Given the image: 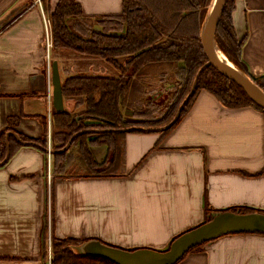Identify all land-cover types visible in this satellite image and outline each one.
I'll list each match as a JSON object with an SVG mask.
<instances>
[{
	"label": "crops",
	"instance_id": "1",
	"mask_svg": "<svg viewBox=\"0 0 264 264\" xmlns=\"http://www.w3.org/2000/svg\"><path fill=\"white\" fill-rule=\"evenodd\" d=\"M58 1L0 0V24L7 22L0 26V135L11 117L19 122L7 136L41 137L45 118L50 133L54 60L47 44L52 38L49 17ZM77 1L90 16L110 17L123 10V0ZM231 2L242 57L260 76L264 0ZM58 64L62 82L64 69ZM47 155L25 145L1 163L0 257L17 260L0 264L40 262L50 207L49 233L56 238L155 250L201 224L207 205L216 212L240 206L264 212V174L259 175L264 170V114L251 107L227 108L207 91L165 136L128 133L115 175L55 176ZM178 264H264V234L221 236Z\"/></svg>",
	"mask_w": 264,
	"mask_h": 264
},
{
	"label": "trees",
	"instance_id": "2",
	"mask_svg": "<svg viewBox=\"0 0 264 264\" xmlns=\"http://www.w3.org/2000/svg\"><path fill=\"white\" fill-rule=\"evenodd\" d=\"M212 3L213 0H123L119 15L96 17L84 14L77 0L57 2L49 17L53 43L51 54H54L53 60L70 67L68 70L72 73L63 79L62 93L64 101L74 103L76 112L65 108L62 112L54 109L52 113L55 176H61L59 171L67 168L86 172L67 176L73 178H98L119 173L124 161L125 136L142 132L165 136L182 121L201 91L213 94L227 108L251 107L264 114V107L241 86L209 66L198 78L195 92L185 103L178 121L167 130H157L173 121L191 92L198 72L207 62L202 31ZM231 10L232 2L227 0L215 34L216 46L264 91V74L254 76L242 57L243 43L236 35ZM104 18L115 20V27L108 28ZM70 65L74 68L71 69ZM159 84L163 89L154 98L152 91ZM18 122L17 117L9 118L0 135V167L7 147L9 159L25 145L47 153V119H44L45 131L38 138L7 136ZM72 138L70 147L64 151ZM92 147L107 148L111 155L107 165V156L98 162L95 158L97 148L93 150ZM224 211L254 212L246 207L220 212ZM213 212L216 211L206 209L204 221H209ZM46 231L47 225H44L43 238ZM52 238V264H115L104 258L77 254L73 247L88 240ZM44 248L43 241L41 260L47 256ZM15 260L17 258L0 257V261Z\"/></svg>",
	"mask_w": 264,
	"mask_h": 264
},
{
	"label": "water",
	"instance_id": "3",
	"mask_svg": "<svg viewBox=\"0 0 264 264\" xmlns=\"http://www.w3.org/2000/svg\"><path fill=\"white\" fill-rule=\"evenodd\" d=\"M227 0H213L212 7L202 31V43L207 57L206 64L198 72L191 92L182 103L173 121L157 130L163 131L171 128L180 118L182 109L190 96L195 92L196 84L201 73L209 66H213L222 75L241 86L248 95L260 106L264 107V91L258 87L248 76L238 68H230L216 55L215 34L217 26ZM3 21L1 25H6ZM52 103L55 111L65 110V102L62 93V82L58 61L52 63ZM76 136V135H75ZM74 136V137H75ZM73 137V138H74ZM73 138L63 150H67ZM10 157L9 147L2 164ZM209 221H203L196 227L179 235L171 244L160 250L153 249H123L105 244L98 240H88L73 247L75 252L82 256H94L107 259L115 264H177L191 249L199 245L209 243L215 239L234 233H261L264 234V212L254 211L240 213L239 211L213 212Z\"/></svg>",
	"mask_w": 264,
	"mask_h": 264
},
{
	"label": "rangeland",
	"instance_id": "4",
	"mask_svg": "<svg viewBox=\"0 0 264 264\" xmlns=\"http://www.w3.org/2000/svg\"><path fill=\"white\" fill-rule=\"evenodd\" d=\"M96 17H102V16H96ZM103 21H105L106 22V26L108 27V28H113V27H115L114 25H115V20H112V19H106V18H104V20ZM96 28H100V27H96ZM51 40H52V38H51ZM52 48H53V43H52ZM223 53V52H222ZM224 54V53H223ZM53 56H54V54H51V58H53ZM227 58V57H226ZM53 60V59H52ZM55 61V60H54ZM62 67H63V69H64V77H67V75L69 74V73H72L71 71H69L70 69V67H68V68H66L63 64H62ZM69 69V70H68ZM103 72V71H102ZM104 72H107L106 70H104ZM109 73H110V71H109ZM155 85V84H154ZM156 88V87H155ZM160 89H163V87L162 88H160V84L157 86V88L155 89V90H153L152 92V97H154V98H156L158 95H159V93L161 92V90ZM161 95H164V92H162V94ZM160 99V98H159ZM65 106L67 107V109L68 110H70V111H74L75 110V108H74V103L73 102H70V101H66V103H65ZM54 110V109H53ZM53 112V111H52ZM74 112H76V111H74ZM50 117V116H49ZM49 125H51V123L49 124ZM47 127H48V125H47ZM53 148H54V145H53V142H52V133H51V130H50V133L48 134V150H47V152H48V155H47V158H48V160H49V162H50V160H51V158L53 159ZM96 148H98V147H92V149L93 150H95ZM77 149V147L76 148H74V150L73 151H75ZM65 151V150H64ZM102 153H103V155H102ZM107 156V158H106V164L105 165H107L108 164V162H109V159L111 158V155L109 154V152H108V150H107V148L106 147H101L100 149H98V152H95V158H96V160L98 161V162H102L103 160H99V159H101L103 156ZM110 156V157H109ZM54 170H53V167H52V172H53ZM61 174H59V175H61L62 177H67L68 175H70V176H76V175H82V173L83 174H85L84 172H83V170H81V169H78V168H76V169H72V171L69 169V168H67V169H63V170H61V171H59ZM53 174H54V172H53ZM260 196H262V195H260ZM51 206H52V203H51ZM240 207H246V206H240ZM247 209H250L249 207H246ZM206 209L207 210H209V209H211L208 205L206 206ZM252 210V209H251ZM50 212H51V221L50 220H48V228H47V231H46V234H44V238H43V241H44V243H45V248H44V252H45V254L47 255L46 256V259H40V262H38V264H40L41 263V261H44V264H46L47 263V260H48V245H47V240H48V238H49V232L50 231H52V218H53V216H52V207H50ZM50 212H49V215H48V218L50 219ZM249 212V211H248ZM50 225H51V227H50ZM52 236H54V235H51V237ZM53 239V238H52ZM119 248H121V247H119ZM124 249V248H123ZM153 250H155V249H153ZM200 250V249H199ZM199 250H197V251H199ZM183 261V260H182ZM181 261V262H182ZM180 263V262H179Z\"/></svg>",
	"mask_w": 264,
	"mask_h": 264
},
{
	"label": "built area",
	"instance_id": "5",
	"mask_svg": "<svg viewBox=\"0 0 264 264\" xmlns=\"http://www.w3.org/2000/svg\"><path fill=\"white\" fill-rule=\"evenodd\" d=\"M48 48H51L52 46V41L50 40V42L48 41L47 44ZM47 245H48V260L46 264H52V237H51V233H49V238L47 240Z\"/></svg>",
	"mask_w": 264,
	"mask_h": 264
},
{
	"label": "bare ground",
	"instance_id": "6",
	"mask_svg": "<svg viewBox=\"0 0 264 264\" xmlns=\"http://www.w3.org/2000/svg\"><path fill=\"white\" fill-rule=\"evenodd\" d=\"M215 49L218 59L225 62L230 68L236 70L234 64L228 58H226V56L219 50L217 46L215 47Z\"/></svg>",
	"mask_w": 264,
	"mask_h": 264
}]
</instances>
